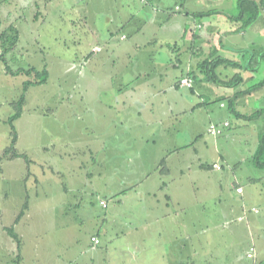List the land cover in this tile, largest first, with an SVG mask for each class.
Here are the masks:
<instances>
[{
	"label": "crops",
	"instance_id": "0c3cea01",
	"mask_svg": "<svg viewBox=\"0 0 264 264\" xmlns=\"http://www.w3.org/2000/svg\"><path fill=\"white\" fill-rule=\"evenodd\" d=\"M12 1H0L3 28L13 25L18 31L17 42L30 28L41 32L50 25L54 31L64 28V47L68 40L77 49L68 62L76 60L83 65L84 78L90 80L83 88V97L78 90L76 98H66V102H76L78 97L80 107H84L85 113L73 115L77 120L81 117V121L68 124L69 128L79 126L78 131L72 132L64 149L61 146L48 154L45 147L51 161L39 163L41 169L47 166L60 179L66 201L45 207L36 202L40 229L36 243L28 251L36 264H257L258 256L264 259V215L259 216L253 233L251 221L255 218L247 213L243 221L244 190L236 191L241 196L234 200L232 214L221 213L219 194L226 186L220 184L229 173L220 154H214L217 141L198 133L189 138L185 132L186 119L206 101L205 97L218 99L219 107H225V101L241 89L236 90L239 85L203 82L201 73L196 74L192 88L179 83L181 77L192 78L188 73L197 72L203 59L222 56L212 43L221 24L233 23L225 26L224 35L229 30L242 35L253 32L258 38V44L255 37L248 40V45H220L235 50L240 59L233 60L241 66L253 49L264 51V17L258 14L248 26L235 31L240 22L230 20V16L238 14L237 0H20L23 7H31L28 16L22 15L24 10L14 7ZM262 3L264 11V0ZM235 5L237 12L233 13L231 7ZM209 10L215 12L200 15ZM79 28L83 35L76 34ZM96 46L101 49L94 50ZM86 64L92 69L88 70ZM261 64L257 71L243 76L246 82L263 78ZM96 79L98 86H94ZM38 85L41 84L29 85L26 93ZM71 93L76 94L75 90ZM26 101L27 95L25 105ZM255 101L264 104V86L238 97L234 107L243 114H248L249 109H264L255 107ZM26 109L22 107L14 120L15 127ZM33 111L43 114L38 105ZM211 120L208 117L202 127L207 133L208 125L214 123ZM19 139L17 133L16 150ZM52 142L58 143L59 139ZM72 145L83 149H72ZM79 156L83 160L78 161ZM20 157L0 155L9 170ZM65 157L76 161L66 162ZM215 163L221 165L220 169L213 167ZM0 175L6 178L9 174L0 167ZM21 175L23 186L19 187L24 201L29 196L26 183L32 174L26 171ZM233 180L237 183L235 175ZM32 185L42 186L41 180L34 178ZM36 190L29 200L38 198ZM95 192L103 195L93 203ZM23 201L22 206L27 202ZM207 203L216 209L213 211ZM48 209L50 213L45 212ZM27 214L28 203L18 222L25 221ZM80 227L86 233L81 244L76 239ZM225 229L231 236L227 246L236 247L228 253L214 245ZM92 237L99 242L94 243ZM51 240L58 244L47 242ZM250 246H254L255 256L247 257ZM24 249L21 243L18 264H25Z\"/></svg>",
	"mask_w": 264,
	"mask_h": 264
},
{
	"label": "rangeland",
	"instance_id": "374dc122",
	"mask_svg": "<svg viewBox=\"0 0 264 264\" xmlns=\"http://www.w3.org/2000/svg\"><path fill=\"white\" fill-rule=\"evenodd\" d=\"M12 2L14 7L24 10L21 11V13H23L22 15L28 16L30 14L31 7L28 8V5L23 7L20 0H13ZM231 8L233 9L232 11H234L233 13L237 12L236 5L234 8ZM259 16L264 17V11H262L261 6H259ZM230 24L231 26L233 25V23L228 22L227 24H221L219 26V29L214 32L216 34L212 39V43L214 44V49L220 51L219 55H222L220 57L229 60H237L240 59V56L236 55L237 53L235 50H230L229 48H224V46L220 45L222 43L228 45H248V40H252L255 37L258 44V38L253 32L248 33V35H242L229 30V33L224 35L225 26ZM205 27L203 28L204 31H206ZM3 29L2 22L0 24V32ZM200 32H202V30H199V33ZM66 33L67 32L64 28L56 31L52 30L51 25L48 28L46 27L42 32L30 28L24 31L21 41L17 42L13 49L9 50L7 53L5 52L3 55L10 71L5 69L4 63L0 57V155L4 154L3 151L8 144H10L12 135L8 118L17 110V102L20 96L24 94L25 97L27 95V106L24 103L22 106L27 108L24 116L17 122L16 127L14 123L15 121L13 122L16 134L18 133L20 137L17 144V151L26 154L16 160L12 170L5 167L4 160L2 158L0 159L1 171L9 174L8 176H5L6 178H4L3 175H0V264H18L17 262L20 258L19 250L16 248V242L7 231V228L9 227H12L13 231L17 233L19 237L24 238V241H21V243L25 244L24 250L27 252L24 263L36 264L35 257L32 254H28V251H30L33 248L32 245L36 243V234L40 229L37 225L36 211L39 209L37 203L42 204L45 207L49 203L57 201L62 202L64 199V193L61 191L60 179L48 171L47 166L41 169L39 163L42 160L51 161L48 154H50L52 150L55 151V149L61 146L62 149L67 147L68 143L66 141L71 139L73 136L72 132H74L75 129L77 131L79 129V126L69 128L68 124L81 121V117H78V120L74 118V113L78 115L85 113L83 111L84 107H80L79 105L81 99L78 97L76 102H66V98L68 100L76 98L78 90H81L82 96L83 88L88 85L90 81L89 78H84L83 65L77 63L76 60H73L75 62H68L73 59L71 55L74 50L77 51V49L73 46V43L68 40L66 42L67 47H64L63 39L64 37L66 38ZM54 34H56L55 38ZM76 34L83 35L84 33L79 28L77 29ZM1 51L2 48H0V52ZM86 65L88 70L92 69L89 64ZM33 67L38 71L46 69L48 71V78L45 83L32 87L27 94L26 90H24L23 83L26 80H36L35 71H30L29 74L26 73ZM263 68L264 62L261 64V69ZM18 71H20V73H18ZM247 72L249 71L231 65H219L216 69V73H219L220 78L223 79L224 77H227L226 80L228 78L231 79L236 73H240L242 76H247ZM87 73L89 75L88 71ZM95 77H97V75ZM243 79V86L242 84H237V86H239L236 90H242L249 86L250 83H254L260 78L250 82H246L244 77ZM94 86H98V79L94 82ZM73 90L76 92L75 95H72L71 93ZM64 92H66V95L63 94ZM221 97L224 99L225 95L221 94ZM205 99L206 101L195 110L194 114L186 119V136L190 138L193 137V133H198V135L201 134L202 137L204 136L208 140L216 139V148H218V150H214V154L216 152V154L219 153L221 155H219V158L222 157L224 169L229 173L224 184H220V186H226L219 194L221 213L225 211H229L230 213L231 207L234 208V205L236 204V201L234 200L241 196L236 193L235 189L236 186H241V191L244 190V199L246 200V205L244 206L246 215L243 221L246 222L247 213L251 214V218H255L251 221L252 232L254 233L253 227L258 225L257 223L260 221V219H258L259 216L264 215V168H257L253 164L252 154L258 145L259 133L264 130V116L251 121H244L237 118L234 113L229 110L227 101H225V107H219L218 99L212 97H205ZM36 105L39 106V109H41L43 114H41L40 111H33ZM72 106L74 107L72 108ZM254 106L259 108L264 106V104L262 105L260 102L258 103L255 101ZM49 110L51 111L50 113L47 112ZM204 112H207L208 114ZM247 112L248 114H251L254 112V109H249ZM208 117H211V121L214 123H218L219 121L223 122L225 119H228L230 125L229 127H224L221 134L213 137L202 128L204 122L206 124ZM53 139H59V142L53 143ZM212 140L208 142L209 145H211ZM45 147L48 148V154L45 152ZM72 149L82 150L83 148L73 147L72 145ZM263 158L264 154L261 156V159ZM29 159L32 162H29ZM81 159L82 157L79 156L78 161ZM64 160L69 163L76 161L75 159H69L68 157H65ZM40 169L42 171H40ZM26 171L32 174V176L27 179L26 183V189L29 196L27 197L26 195L25 200L29 205V214H27L25 221L17 222L15 221L16 218H14V216L15 213L20 210L23 201V192L19 187L23 186L21 182V174L24 172L26 173ZM212 174L214 175V173ZM234 175L237 177V183H234ZM239 176H241V178ZM34 178L41 180L42 186H33L32 181ZM33 190H36L38 193V198L36 200H33L32 198L29 200V197H32L31 193ZM99 195L102 196L103 194L100 192L94 193L92 198L93 203L97 201L96 197ZM63 201H66V198ZM190 203L193 202L190 201ZM207 205L213 208L211 203H207ZM251 208H256L257 212L259 211L260 214H254V212L250 211ZM215 209L216 206L214 205L213 211ZM190 210L194 213V209L190 208ZM47 211L45 212L50 213L51 209H48ZM79 211L87 212L86 210ZM212 213L214 212H211V214ZM241 213L243 214V210ZM231 214L232 212L230 215ZM83 232L84 227L78 228L76 239L79 244L84 242L83 240L86 238V233L84 232L83 234ZM221 232L222 236L216 239L214 245L219 246L220 249H225V252L228 253L231 251V248L236 247L231 245L229 247L227 246L230 242L228 241V238L231 240V236L227 229ZM47 242L53 246L58 244L57 240ZM229 248L230 250H228ZM256 259L255 261L258 260L257 264L264 261V259L259 256L258 259ZM246 260L253 262L251 259Z\"/></svg>",
	"mask_w": 264,
	"mask_h": 264
},
{
	"label": "trees",
	"instance_id": "16d2710c",
	"mask_svg": "<svg viewBox=\"0 0 264 264\" xmlns=\"http://www.w3.org/2000/svg\"><path fill=\"white\" fill-rule=\"evenodd\" d=\"M261 4H263L262 0H258V1L256 0H237V7L239 10L238 14L230 16V20L240 22V26L235 31H238L239 29L241 30L242 28L248 26L258 16L259 6H261ZM214 12L215 11L213 10H209V11L201 13L200 15L203 16L205 14H211ZM17 41H18V31L13 25L7 26L0 32V42H1L0 48H2V51L0 52V57L2 59V62L4 63L5 69L8 71H10V69L3 55L5 54V52L7 53L9 50L13 49ZM261 62H264V51L260 50V51L254 52V49L252 50L246 63L242 66L239 62L235 60H229L227 58H223L220 56H214V57L210 56L209 58L203 59L198 64L197 72L192 71V72H189L188 75L192 77V80L195 79L196 81V78H197L196 74L201 73L202 74L201 80L203 82L215 83V84H220V85H225V86H234L244 81L243 76L240 73H236L233 77H231V79L230 78H228L227 80L226 78L221 79L219 76V73H216V69L219 65H224V66L231 65L236 68L255 72L257 71L259 64ZM30 71L36 72L35 74L36 80H26L23 83L24 90H26L27 87L31 84H42L47 80V70L46 69H43L42 71H38L37 69L33 67L29 69L26 73L29 74ZM18 73H20V71H18ZM197 81H200V79H198ZM263 86H264V76L261 80L247 86L245 89L236 91L233 94V96L229 97L228 99L227 103H228L229 110L232 111L237 118H243V119H249V118L254 119L260 116L261 114H264V109L262 108L252 112L251 114H243V113L238 112L234 107V101L238 99V97L248 95L251 92L258 90L259 88ZM23 102H24V94L20 96L17 102V105H18L17 110L8 118V122L11 128L12 135L10 139V144H8L6 149L3 151L4 152L3 156H12V157L24 156V154L18 153L17 150L15 149L17 134H16V131L14 129V124H13L14 120L18 118L21 114ZM257 144L258 145L252 154V161H253V164L257 168H264V158L261 159L262 154H264V130L259 133V139H258ZM26 208H27V202L23 204L22 209L17 214L15 221L17 222L19 221V219L23 215ZM7 231L12 236L14 241L16 242V248L17 250H19L20 245H21V239L19 235L13 231L12 227L7 228ZM259 264H264V262L259 263Z\"/></svg>",
	"mask_w": 264,
	"mask_h": 264
},
{
	"label": "built area",
	"instance_id": "2783aa9c",
	"mask_svg": "<svg viewBox=\"0 0 264 264\" xmlns=\"http://www.w3.org/2000/svg\"><path fill=\"white\" fill-rule=\"evenodd\" d=\"M175 7L177 9L180 8L178 5L175 6ZM100 49H101V47H99V46L94 47V50H97L98 51ZM179 83L181 85H183V86H186L187 88H192V86H193V80H192V78H190L188 76L181 77L179 79ZM226 126H228V122L227 121H224L221 124L210 123L208 125V129L207 130H208V133H210V134L219 135V134L222 133L223 128L226 127ZM213 167L215 169H218V168H220V165L218 163H215V164H213ZM236 191L237 192H241V187H237L236 188ZM101 204L105 205V202L104 201H101ZM252 211L257 212V209L256 208H252ZM239 219L241 220L242 217L239 218ZM91 240L94 243H98L99 242V240L96 237H92ZM253 252H254V246H250V248H249V250H248V252L246 254L247 257H252L253 256Z\"/></svg>",
	"mask_w": 264,
	"mask_h": 264
}]
</instances>
